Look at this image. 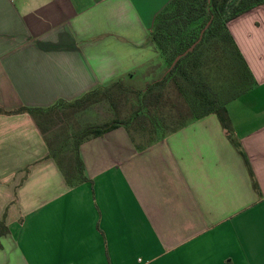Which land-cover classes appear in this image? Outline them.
I'll use <instances>...</instances> for the list:
<instances>
[{"label":"crops","instance_id":"0c3cea01","mask_svg":"<svg viewBox=\"0 0 264 264\" xmlns=\"http://www.w3.org/2000/svg\"><path fill=\"white\" fill-rule=\"evenodd\" d=\"M170 1L0 0V110L147 86ZM226 27L251 85L225 109L258 191L214 114L142 150L123 127L83 141L69 187L34 119L0 113V264H264V4Z\"/></svg>","mask_w":264,"mask_h":264},{"label":"trees","instance_id":"16d2710c","mask_svg":"<svg viewBox=\"0 0 264 264\" xmlns=\"http://www.w3.org/2000/svg\"><path fill=\"white\" fill-rule=\"evenodd\" d=\"M261 4H264V0H171L155 16L150 32V39L159 52L164 67H166L163 74L158 79L148 83L143 89H134L125 86L121 81H116L110 86L96 88L74 100L71 103L72 106H85L106 100L114 111L115 117L107 123L86 127L83 137L75 142L74 154L70 156L66 164L59 161L56 152L48 143L47 129L42 128L37 115L44 114L61 103L70 102L58 101L47 109L21 107L11 112L0 110V113H27L34 119L44 136L49 149V156L58 165L69 187H76L86 181L83 162L79 156V146L83 141L123 127L136 149L142 150L183 128L191 120L214 114L217 116L222 128L226 130L230 142L243 158L253 188L257 192L258 188L248 161L239 143L232 138L230 122L225 109L228 101L243 93L251 85L246 66H244L242 58L232 42L226 25L229 21ZM202 31V38L194 49L181 57L169 70L174 60L198 41ZM215 37H219L232 47L243 65L248 79V87L224 103L218 102L214 95L213 98H208V86L196 80L189 71L199 47ZM171 85L178 86L180 89L187 86L190 89L188 98L194 111L193 118L190 121H186V119L175 120L172 115L168 107V99L165 98L164 94L167 87ZM122 102L127 107L123 113L117 110ZM6 232V228L0 224V236Z\"/></svg>","mask_w":264,"mask_h":264},{"label":"rangeland","instance_id":"374dc122","mask_svg":"<svg viewBox=\"0 0 264 264\" xmlns=\"http://www.w3.org/2000/svg\"><path fill=\"white\" fill-rule=\"evenodd\" d=\"M165 69L166 67H163L162 72L157 75V79ZM189 71L196 80L208 86V98H213L214 95L220 103L226 102L248 87L247 74L243 65L232 47L219 37H215L199 47ZM135 84H141L139 79L135 80ZM129 87L138 90L144 88V86ZM189 91L187 86L180 89L178 86L171 85L164 92L165 98L168 99V107L175 120L190 121L193 118L194 111L188 98ZM71 103H61L44 114L37 115L42 128L47 129L48 143L63 164L68 163L70 156L74 154V144L83 137L86 127L101 125L95 124L94 121L102 120L105 115L110 114L115 117L114 111L106 100L85 106H72ZM94 105H99L96 107L99 113L95 114L93 118L89 110ZM126 108L122 102L117 110L123 113Z\"/></svg>","mask_w":264,"mask_h":264},{"label":"water","instance_id":"95a60500","mask_svg":"<svg viewBox=\"0 0 264 264\" xmlns=\"http://www.w3.org/2000/svg\"><path fill=\"white\" fill-rule=\"evenodd\" d=\"M208 25H209V23L207 24V26H208ZM207 26H206V28H207ZM206 28H205V29H206ZM202 34H203V31L201 32L198 41H197L195 44H193L188 50H186L183 54H181L180 56H178V57L174 60V62L172 63V65L170 66L169 70H170V69L176 64V62H177L181 57L185 56L187 53H189V52H191V51L193 50V48L195 47V45H197V44L199 43V41L201 40V38H202ZM169 70H168V71H169Z\"/></svg>","mask_w":264,"mask_h":264}]
</instances>
